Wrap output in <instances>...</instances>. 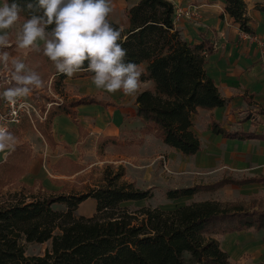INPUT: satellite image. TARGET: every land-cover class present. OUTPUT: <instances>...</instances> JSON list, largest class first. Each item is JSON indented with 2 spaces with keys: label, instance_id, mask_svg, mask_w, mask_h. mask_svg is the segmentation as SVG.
<instances>
[{
  "label": "trees",
  "instance_id": "trees-1",
  "mask_svg": "<svg viewBox=\"0 0 264 264\" xmlns=\"http://www.w3.org/2000/svg\"><path fill=\"white\" fill-rule=\"evenodd\" d=\"M225 1V12L240 24L241 30L253 33L246 1ZM17 2L24 5L28 0ZM259 9L264 11V6L259 5ZM29 17L30 13H21V19ZM175 18L176 7L171 0H136L128 10L129 24L125 28L108 16L114 27L123 30L126 60L137 65L146 62L140 79L154 82L152 89L138 94L136 115L146 124L147 131H153L164 143L182 154L193 155L203 148L193 128L195 115L201 108L211 110L227 101L206 69L207 56L216 50L215 43L210 39L189 43ZM88 102L94 99L81 98L71 106ZM64 108L74 118L71 107ZM211 129L226 137H239L216 121ZM248 136L264 139V134ZM110 168L107 167L105 182L87 192L40 191L2 201L0 264H231L229 253L213 233L264 224L261 210H232L215 200L193 202L173 210L143 206L132 211L121 204L147 199L152 196L151 190L123 181L122 167L114 172ZM251 181H264V177H224L211 184L170 190L168 197ZM88 198L96 200V212L92 216L77 215L76 210ZM46 242L50 245L43 253H27L29 244Z\"/></svg>",
  "mask_w": 264,
  "mask_h": 264
},
{
  "label": "rangeland",
  "instance_id": "rangeland-1",
  "mask_svg": "<svg viewBox=\"0 0 264 264\" xmlns=\"http://www.w3.org/2000/svg\"><path fill=\"white\" fill-rule=\"evenodd\" d=\"M2 3L0 2V5ZM130 4V0H112L113 11L109 18L122 28L128 26V24L125 25V20L129 21ZM181 10L182 12H178ZM183 19L193 24H199L202 20L199 10H195L190 5L177 6L175 20L180 23ZM22 23L23 19L9 30V46L0 51L8 52L10 58L19 57L29 70L39 74L43 86L34 88L28 96L23 97L28 103V109L24 112L20 123L9 125V131L15 137V145L13 149L0 152L4 155L0 161V203L10 198L28 197L40 191L87 192L105 182V173L110 166L112 172L123 168V181L133 182L135 187L150 189L152 192V196L147 199L126 201L121 204L132 211L143 206L173 210L193 202L215 200L222 207L232 210L242 208L264 212V190H245L243 187L233 185L169 198L170 190L197 184H211L226 176V172L202 169L196 163L197 159L194 156L176 152L156 138H152V141L148 143L146 139L143 141V138L138 135H131L130 138L125 139V151L115 147L114 141L106 145L89 143L87 149H82L83 143L79 145L81 147L79 157L72 159L63 156L58 159L54 150L57 142L51 131L53 119L57 114L65 111L64 107H72L73 101L85 97L82 84L76 81L83 79L84 75L91 74L79 72L71 77L60 75L42 51L19 49L16 35ZM239 39L243 38L239 35ZM6 74L12 76L11 61L7 66L0 62V113L3 114L8 112V105L2 96L9 87L3 80ZM86 98L91 99V96L88 95ZM111 103L118 105V102ZM133 105L134 102L130 99L125 107L130 111ZM200 118L197 129L206 138L208 135L206 134V114L202 113ZM262 119L256 117L254 122L260 129L264 128V125H259ZM68 150L71 151L69 147ZM121 152H125V161L112 162L121 158H114ZM55 207L64 208L62 205ZM213 235L220 241L221 247L228 251L231 264H264V224L241 230L219 231ZM49 245L48 242L29 244L27 253H43Z\"/></svg>",
  "mask_w": 264,
  "mask_h": 264
},
{
  "label": "crops",
  "instance_id": "crops-1",
  "mask_svg": "<svg viewBox=\"0 0 264 264\" xmlns=\"http://www.w3.org/2000/svg\"><path fill=\"white\" fill-rule=\"evenodd\" d=\"M130 1V7L136 3V0ZM171 1L176 9L177 6L190 5L195 10H199L202 18L199 24L183 19L180 23L176 22V26L189 43H200L204 39H210L215 43L216 50L207 56L206 69L227 101L222 107L211 110L199 109L194 117L193 128L200 136L203 148L196 154L188 156H194L197 159L196 163L202 169L223 170L226 172L224 177L239 180L264 177V139L248 136L249 133L264 134V128L260 129L254 123L255 118L258 117V119L263 118L259 125H264L262 111L264 108V44L259 45L253 40L246 39L240 24L225 12V0ZM245 1L253 33L264 41V11L259 9V5L264 6V0ZM127 24L129 21L125 20V25ZM239 35L243 39H239ZM146 66V62L139 65L142 74L146 71ZM92 75H84L83 79H78L76 82L82 84L85 95L83 98L89 95L94 102L72 106L74 118L71 114L62 112L53 119L51 131L57 142L54 150L58 159L63 156L72 159L79 157L81 149L79 145L83 143L82 149H87L89 143L106 145L114 141L115 147L125 151V139L130 138L131 135H138L143 138V141L146 139L148 143L152 141V138H156L168 148L178 152L164 143L153 131H147L146 124L136 115V98L143 90L154 87L152 80L140 79L138 91L132 96H126L122 91L108 93L97 89L92 82ZM3 80L9 87L13 82L9 74H6ZM105 99L108 101H103ZM130 99L133 100L134 105L128 111L125 104L130 102ZM112 101L118 102V105H113ZM202 113L206 114V134H208L206 138L197 129ZM213 121L239 137L231 138L213 132L211 129ZM241 136L244 138H240ZM1 153L0 161L4 158ZM118 155L114 158H121L112 162L125 161V152ZM226 185L243 187L245 190H264V181ZM95 212L96 200L93 198L86 199L76 210L79 216H92Z\"/></svg>",
  "mask_w": 264,
  "mask_h": 264
},
{
  "label": "clouds",
  "instance_id": "clouds-1",
  "mask_svg": "<svg viewBox=\"0 0 264 264\" xmlns=\"http://www.w3.org/2000/svg\"><path fill=\"white\" fill-rule=\"evenodd\" d=\"M25 11L30 17L23 20L17 32L19 49L42 51L57 73L68 77L90 72L95 87L108 93L122 91L132 96L138 91L142 70L126 60L123 30L108 20L113 11L112 0H28L24 5L17 0H4L0 5V50L9 46V30ZM10 61L15 83L2 96L14 103L34 88H41L43 81L19 57L10 58L8 52L0 51V62L7 66ZM14 145L15 137L0 125V152L13 149Z\"/></svg>",
  "mask_w": 264,
  "mask_h": 264
},
{
  "label": "built area",
  "instance_id": "built-area-1",
  "mask_svg": "<svg viewBox=\"0 0 264 264\" xmlns=\"http://www.w3.org/2000/svg\"><path fill=\"white\" fill-rule=\"evenodd\" d=\"M178 12H182V10ZM243 34L246 38H250L251 40L257 42L259 45L264 44V41L255 34H251L247 32H243ZM6 103L8 105V112L4 114L0 113V125L6 126L9 130V125L18 124L22 121L23 114L26 111V109H28V103L23 97L17 98V100L14 103L8 101H6Z\"/></svg>",
  "mask_w": 264,
  "mask_h": 264
}]
</instances>
